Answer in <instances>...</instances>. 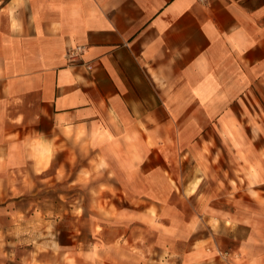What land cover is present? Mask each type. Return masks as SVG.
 Listing matches in <instances>:
<instances>
[{
  "label": "crops",
  "instance_id": "obj_1",
  "mask_svg": "<svg viewBox=\"0 0 264 264\" xmlns=\"http://www.w3.org/2000/svg\"><path fill=\"white\" fill-rule=\"evenodd\" d=\"M0 208V264H264V0H0Z\"/></svg>",
  "mask_w": 264,
  "mask_h": 264
},
{
  "label": "rangeland",
  "instance_id": "obj_2",
  "mask_svg": "<svg viewBox=\"0 0 264 264\" xmlns=\"http://www.w3.org/2000/svg\"><path fill=\"white\" fill-rule=\"evenodd\" d=\"M67 181H65L66 183ZM71 182V181H70ZM62 185V184H61ZM60 184H58V188H56L55 190H51L50 192H47L46 193V189H42L41 193L38 194V199L46 202L48 197H53L54 199L57 198V199H61V197L59 196L60 193H63V195L65 196V198L67 197L66 195L67 194H74V196H77V189L78 187L76 186V184H72V187L71 188H61ZM90 185H92V183L88 182L85 184V186L82 188V187H79V189L81 190V199L83 200L84 204L86 205H91L93 203V196L90 195L91 194V191H90V188H88ZM59 194V195H57ZM95 198H98V196L96 195ZM115 200L117 201V205L120 207V206H123L124 204H126L120 197H116ZM108 203V200H107V197H100V201H99V204H100V207H101V212L99 213L101 215V219L102 220H107V216L110 215V212L107 210H105V204ZM116 209V208H114ZM1 210V208H0ZM3 211H0V215L1 214H4L2 213ZM86 218L87 217H90V219L94 216L91 212H86ZM112 214V213H111ZM5 215V214H4ZM96 216V215H95ZM97 217V216H96ZM51 218L54 219V238L56 240H58V242L61 244H67L69 243L70 241V237L68 236V230L71 229L70 227L72 226V222H76V215L74 214H71V213H66V212H57V213H51ZM117 219V218H116ZM118 220V219H117ZM116 220V221H117ZM86 224V223H85ZM87 230V229H85ZM81 236V234H79ZM150 235H152V237L156 238H162L161 235H162V229L160 228H150ZM40 236V233H38L37 237ZM85 236H86V239H88V233L87 231L85 232ZM0 254H1V258H3L2 254L5 253V250H8V249H3L5 246L0 242ZM183 246V245H182ZM7 247H10L12 249V245L10 246H7ZM30 248H33V247H36L35 245H30L29 246ZM9 250L7 252V254H5V256L8 257V259H11L10 257H13L14 255L18 254V251L16 249H13V250ZM13 262H15V260H12Z\"/></svg>",
  "mask_w": 264,
  "mask_h": 264
},
{
  "label": "built area",
  "instance_id": "obj_3",
  "mask_svg": "<svg viewBox=\"0 0 264 264\" xmlns=\"http://www.w3.org/2000/svg\"><path fill=\"white\" fill-rule=\"evenodd\" d=\"M200 1H202V0H200ZM89 68H91V66H89Z\"/></svg>",
  "mask_w": 264,
  "mask_h": 264
}]
</instances>
